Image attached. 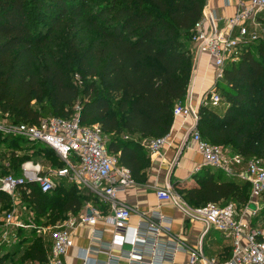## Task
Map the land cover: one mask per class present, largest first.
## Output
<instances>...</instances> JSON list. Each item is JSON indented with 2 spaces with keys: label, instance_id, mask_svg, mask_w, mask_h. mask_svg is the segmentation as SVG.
<instances>
[{
  "label": "trees",
  "instance_id": "16d2710c",
  "mask_svg": "<svg viewBox=\"0 0 264 264\" xmlns=\"http://www.w3.org/2000/svg\"><path fill=\"white\" fill-rule=\"evenodd\" d=\"M204 4L205 0H0V112L13 123L36 124L51 116L68 118L78 104L81 124L98 123L108 152L132 176L137 174L145 162L142 148L124 137L156 138L169 132L174 106L186 99L193 66L190 38ZM62 28L67 29L63 42V32L58 33ZM51 43L58 47L41 55L34 51ZM74 73L83 85L72 81ZM220 85L224 108L199 109L202 138L245 160L264 157V40L248 43L239 60L226 65ZM31 143L43 147L52 166H64L51 148ZM26 159H15L10 163L15 172L4 175H20ZM216 174L202 167L192 176L197 186L177 192L192 205L248 203V182L222 181ZM19 190L37 217L57 206V213L48 215L50 224L42 225H55L85 199L73 184L45 193L36 184ZM9 207V197L0 192V213ZM260 210L264 218V206ZM33 238L20 261L46 264L45 244L41 237Z\"/></svg>",
  "mask_w": 264,
  "mask_h": 264
},
{
  "label": "built area",
  "instance_id": "2783aa9c",
  "mask_svg": "<svg viewBox=\"0 0 264 264\" xmlns=\"http://www.w3.org/2000/svg\"><path fill=\"white\" fill-rule=\"evenodd\" d=\"M264 14V0H238L237 11L234 16L223 21V27L217 28L209 17V31H204L202 25L205 17L195 24L190 41L198 54L208 53L213 59L215 72L210 89L204 93L201 105L217 106L221 103V95L217 84L222 79L224 69L228 63L239 60L245 46L258 37L253 30L258 24V17ZM195 65V67H194ZM196 70L193 58L191 78ZM190 84V82H189ZM189 88V87H188ZM191 95L187 89L186 98ZM80 105L74 106V113L68 117L51 116L41 119L36 124L12 123L0 124V133L20 136L31 142L41 143L51 148L64 166L43 171L39 163L25 162L20 175L6 174L0 177V192L6 194L12 204L19 199L17 192L26 188L28 184H36L41 192H49L54 188L52 176L65 177L78 186L87 189L109 206L110 221L116 231H124L132 216V208L117 200V193L133 184V179L126 167L118 164L117 158L110 154L106 141L101 137L98 123L83 125L80 121ZM180 117L184 120L193 119L197 123L199 114L190 104L179 103L173 108V118ZM191 143L202 156L203 165L213 167L223 172L226 176L238 177L249 183V200L245 205L251 216H256L259 208H249L250 203L262 197L264 193V157H252L245 160L241 155L229 153L221 145L211 144L204 140L197 127L189 128ZM142 146L150 155H159L161 149L168 145L167 136L144 139ZM69 157L75 161L70 162ZM242 167V168H241ZM199 167H196L198 170ZM26 192H29L27 189ZM157 199L162 201H177L186 213L202 221L203 233L215 230L230 239L232 246L231 256L226 260L208 258L201 247H184L181 242H176L168 250L174 254L179 248H185L189 253V264H264V218L261 227H254L249 220L238 215L237 208L232 203L219 204L207 202L204 204L188 206L170 186L156 187ZM101 218V213L93 205H88L83 213L80 223L94 226ZM158 222L150 226L148 234L151 254L154 259L162 258L163 245L158 241V234L163 229L162 223L167 219L159 214ZM6 226L9 224L17 229L36 228L33 223H25L18 219L16 211L11 208L4 215ZM79 222L75 219L59 221L50 227L38 226L37 231L51 230L53 243L47 257V264H63L62 257L72 246V231ZM167 229V228H166ZM131 241L137 245L145 242L147 234L143 230L134 229ZM8 231L0 226V241H6ZM142 245V244H141ZM160 253V254H159ZM137 249L128 251L126 258L130 262L137 261ZM85 257H87L85 255ZM158 262L157 260H154Z\"/></svg>",
  "mask_w": 264,
  "mask_h": 264
},
{
  "label": "crops",
  "instance_id": "0c3cea01",
  "mask_svg": "<svg viewBox=\"0 0 264 264\" xmlns=\"http://www.w3.org/2000/svg\"><path fill=\"white\" fill-rule=\"evenodd\" d=\"M244 1L247 2L248 0ZM237 7L238 0H205L202 18L205 17L207 21L202 25L203 30L209 31V27L211 26L209 25V17L212 18L217 28H222L223 21L234 16ZM189 46L196 64V70L188 86L191 95L183 103L190 104L199 114L200 107L206 106L201 105V99L213 83L215 66L213 59L208 53L198 54L192 43ZM221 105L220 109H223L225 105L222 102L217 107ZM190 127H197V123L193 119L189 118L183 121L180 117L173 118L171 128L166 134L168 145H165L161 149L159 155H150L147 149L142 146V141L149 138H141L138 135L133 137L126 135L124 137V139H132L139 142L142 148L140 154L145 158V162L138 173L133 176L126 166L120 165L129 170L133 179L131 186L118 191L116 195L119 202L132 208V216L128 222V227L124 231H116L114 229L110 221L111 213L109 206L101 199L65 177L52 176L54 187L58 185L68 187L73 184L79 189L78 193L85 198L77 210L66 212L61 220L64 221L72 218L79 222L71 234L72 246L66 255L62 257L63 264H189V253L185 248H179L174 254H171L168 250L169 247L178 241L184 247H201L208 258L215 257L220 260H226L231 256L232 246L230 239L225 238L223 234L215 230L203 233L204 224L202 221L186 213L184 207L179 202L173 200L162 201L157 199L155 194L156 187L162 188L168 185L177 192L180 188L188 189L197 186L192 176L202 167H206V165H203L201 154L195 145L191 143L189 136ZM39 164L42 166L44 172L49 169H56L51 165V162H49V165ZM196 167H199L198 170H196ZM210 168L217 173L216 176L221 178L220 180L222 181H243L238 177L226 176L223 172L213 167ZM181 198L183 200L182 195ZM19 199L16 204H10V210L14 208L16 211L15 207L19 206L21 202L20 197ZM258 202L264 206L263 197L258 198L255 203H250L249 206L258 207ZM227 203H229L227 200L219 202L222 205ZM186 204L190 207L195 206ZM88 205L95 206L101 213V218L94 226L80 223L81 217ZM236 208L238 215L249 220L252 226L261 227L263 218L260 208L256 216H251L250 212L245 210V205H236ZM159 214L164 219H167L168 222L162 223L163 229L158 234V241L164 247L161 250L162 258L154 259L151 254L150 245L148 244L149 238H152V235L148 234V232L150 226L159 221L156 218ZM254 218L255 221L253 220ZM34 225L36 228L14 229L15 235L12 237H10L8 227L6 225L2 226L4 230L8 231V237L6 241H0V258H2L0 264H38L30 260L23 263L20 261L23 253L22 249L25 250L27 244L34 239L35 235L41 237L40 235L45 233H39L36 229L40 225ZM42 226L52 228L51 225ZM137 228L143 230V234H147V239L145 242L135 245L131 241L130 233ZM48 236V239H42L46 247L47 257L50 254L53 243L51 230H49ZM11 247L17 249H10ZM133 248L137 249V261L130 262L126 258V255Z\"/></svg>",
  "mask_w": 264,
  "mask_h": 264
},
{
  "label": "rangeland",
  "instance_id": "374dc122",
  "mask_svg": "<svg viewBox=\"0 0 264 264\" xmlns=\"http://www.w3.org/2000/svg\"><path fill=\"white\" fill-rule=\"evenodd\" d=\"M95 3H98V2H95ZM260 16L261 17L258 21V24L253 29L255 31L257 37H258L256 39V41L264 40V14L262 13ZM60 32H63L62 33L63 37L59 38V41L63 42L65 40V38L67 37V29L62 28L61 31H59L58 33H60ZM57 47H58V43H55V44L51 43L49 45L36 46L34 48V51L38 55H41L44 50L46 51L49 49H55ZM77 76H78V74H76V73L72 74L71 75L72 81L74 83H77L78 86L83 85L84 82H83V84H80L81 81H78ZM217 88H218V84H217ZM217 90L220 91V95H221V92H223V87L220 85ZM221 102L223 103V105H225L223 98L221 99ZM35 105H37V102H35ZM221 107H222V105L218 106V109H220ZM12 123L13 122H11V120L9 119V117L6 114H2L0 112V124L7 126V125L12 124ZM42 149H43V147L35 145V144L33 145V143H31V142L29 143L26 139H24L20 136H15L13 134L0 133V175L1 176H2V174L4 175V172L14 173L15 169H14V167L10 166V163L13 162L15 159H17L18 157H21L22 155H25L27 157V159L25 161H21V167L27 161H32L34 163H42V164L49 165V162L51 159L48 158L47 155L42 153V151H43ZM13 152L15 153V156H12ZM69 161L75 163V161L72 157H69ZM2 171H3V173H2ZM77 190H79V189H77ZM17 195L21 198L20 205L15 207L16 208V216L18 219L23 220V222L33 223V224L40 225V226H42L41 224L44 221L47 222L46 224H50V222L48 220V215L50 213H52V214L57 213V210L54 209L57 207L56 205L50 209L49 208L45 209V212L43 209L42 213L44 212V215L41 217H37V212L35 211L34 207L32 205H30L27 201L22 199L21 192H19V190L17 192ZM10 204H11V200H10ZM262 207H263L262 204L259 203L258 208H262ZM9 210H10V207L8 208V210L6 209L0 213V226H3L6 224V221L4 220V213H5V211H9ZM253 220L255 221V218ZM7 227H8V231L10 232V237L15 235L14 229H16V228L10 224ZM48 233H49V230H46L44 234H41L40 235L41 239H43V238L48 239V237H49ZM10 249H17V248L11 247ZM22 251H24V250L22 249Z\"/></svg>",
  "mask_w": 264,
  "mask_h": 264
},
{
  "label": "water",
  "instance_id": "95a60500",
  "mask_svg": "<svg viewBox=\"0 0 264 264\" xmlns=\"http://www.w3.org/2000/svg\"><path fill=\"white\" fill-rule=\"evenodd\" d=\"M194 67H195V65H194ZM249 207H250V208H254L253 205H250Z\"/></svg>",
  "mask_w": 264,
  "mask_h": 264
}]
</instances>
